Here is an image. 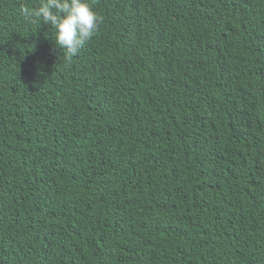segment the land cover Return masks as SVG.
Masks as SVG:
<instances>
[{
  "label": "trees",
  "instance_id": "16d2710c",
  "mask_svg": "<svg viewBox=\"0 0 264 264\" xmlns=\"http://www.w3.org/2000/svg\"><path fill=\"white\" fill-rule=\"evenodd\" d=\"M0 0V264H264V0H87L71 61Z\"/></svg>",
  "mask_w": 264,
  "mask_h": 264
},
{
  "label": "clouds",
  "instance_id": "9594fccd",
  "mask_svg": "<svg viewBox=\"0 0 264 264\" xmlns=\"http://www.w3.org/2000/svg\"><path fill=\"white\" fill-rule=\"evenodd\" d=\"M20 14L29 22L50 25L54 43L68 61L95 36L101 22L87 0H41L36 8L22 7Z\"/></svg>",
  "mask_w": 264,
  "mask_h": 264
}]
</instances>
